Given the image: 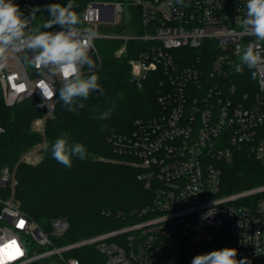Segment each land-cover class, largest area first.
<instances>
[{
	"label": "built area",
	"instance_id": "2783aa9c",
	"mask_svg": "<svg viewBox=\"0 0 264 264\" xmlns=\"http://www.w3.org/2000/svg\"><path fill=\"white\" fill-rule=\"evenodd\" d=\"M60 1V0H52ZM62 1V0H61ZM27 18L26 33L58 32L43 28L44 0H14ZM247 0H88L78 25L97 35L89 51L101 64L97 40L118 39L117 55L132 39L148 41L130 60L131 80L142 87L150 73L159 74L160 111L137 118L129 135L113 134L114 150L139 169L150 203L132 211L126 225L74 242H59L70 228L67 217L50 219L43 228L25 213L16 196L17 165L0 168V264H31L54 258L58 264H82L72 255L81 247L100 254L94 264H191L214 250L234 248L236 259L264 264V183L223 193L226 163L244 151L264 167V63L236 71L243 49L255 45L264 59V41L245 31ZM40 8L35 17L32 9ZM121 14L126 20H121ZM100 23H122V34L99 31ZM239 46V50H238ZM13 62L0 70L3 99L12 107L32 95L44 114L32 130L45 134L59 92L45 100L47 83L61 82L30 63L32 53L9 52ZM28 57L29 59H26ZM89 71L87 66L82 69ZM5 131L0 125V134ZM20 162H30L36 147ZM214 235L204 240L205 225Z\"/></svg>",
	"mask_w": 264,
	"mask_h": 264
},
{
	"label": "trees",
	"instance_id": "16d2710c",
	"mask_svg": "<svg viewBox=\"0 0 264 264\" xmlns=\"http://www.w3.org/2000/svg\"><path fill=\"white\" fill-rule=\"evenodd\" d=\"M88 0H71L73 11L80 16ZM44 17L50 19L47 5L69 0H44ZM48 29V28H47ZM148 41L129 40L126 52L117 55L122 45L118 39L105 40L99 47L101 64L92 70L98 76L101 96L90 94L82 100L85 107L79 114L69 112L58 101L54 115L47 120L45 134L32 130L35 118L44 114V105L32 95L9 107L3 99L0 83V168L16 166V196L22 210L48 229L50 219L67 217L70 228L59 242H74L126 225L133 219L132 211L150 203L152 196L138 178L139 169L126 162L127 157L114 150L113 134L129 135L137 118H147L160 111L159 79L150 73L142 87L131 80L130 60L144 50ZM92 74L86 71L85 76ZM111 110L108 119H98ZM68 134L72 143L86 146L84 160L73 157L72 166L58 163L52 156L51 145ZM45 140L44 158L37 165L20 162L22 155ZM264 183V167L244 151L226 163L223 171V193ZM72 255L82 264H94L100 254L94 247H81ZM31 264H39L33 262Z\"/></svg>",
	"mask_w": 264,
	"mask_h": 264
},
{
	"label": "clouds",
	"instance_id": "9594fccd",
	"mask_svg": "<svg viewBox=\"0 0 264 264\" xmlns=\"http://www.w3.org/2000/svg\"><path fill=\"white\" fill-rule=\"evenodd\" d=\"M182 3L183 0H177ZM246 18L242 21L245 31L254 35L258 40L264 41V0H247ZM71 0L62 6L59 3L47 5L50 19L43 28H52L60 25L62 30L58 32L39 31L34 34L26 33L27 18L20 11L14 0H0V70L6 66L9 52L20 53L29 51L32 53L30 63L53 77L60 80L61 86L53 90L45 84L42 89L45 100H50L59 92V101L69 112L79 114V110L85 107L82 100H87L94 90L100 92L98 76L92 71L96 69L95 62L90 58L89 51L97 35L93 27L81 29V14L78 16L73 10ZM40 8L32 9L35 17ZM86 20L87 17L83 16ZM255 45H247L240 56V63L236 66L237 72H242L246 66L255 69L264 63ZM239 50V46H238ZM26 59H29L26 57ZM87 66L92 74L85 76L82 69ZM111 110L101 113L100 120L108 119ZM68 134L57 138L51 145L52 156L60 164L71 167L73 157L84 160L87 155L86 146L82 143H72L67 138ZM237 250L224 248L214 250L207 254L195 256L191 264H249L247 258L236 259Z\"/></svg>",
	"mask_w": 264,
	"mask_h": 264
},
{
	"label": "rangeland",
	"instance_id": "374dc122",
	"mask_svg": "<svg viewBox=\"0 0 264 264\" xmlns=\"http://www.w3.org/2000/svg\"><path fill=\"white\" fill-rule=\"evenodd\" d=\"M121 20L125 21L126 17L125 15L121 14ZM122 23L118 24H105V23H100L99 25V31L104 32V33H109V34H122ZM105 43L104 39H99L97 40V45L99 47H102ZM13 55L7 54V62H13ZM45 142L41 143L36 147V151L33 154V159L30 160V162H25L31 165H37L42 161L44 158V151H43V146ZM214 235V226L208 224L205 225L203 228V231L201 232V237L204 240H207L208 237H212ZM39 264H58L54 258H48L46 260H42L39 262Z\"/></svg>",
	"mask_w": 264,
	"mask_h": 264
},
{
	"label": "water",
	"instance_id": "95a60500",
	"mask_svg": "<svg viewBox=\"0 0 264 264\" xmlns=\"http://www.w3.org/2000/svg\"><path fill=\"white\" fill-rule=\"evenodd\" d=\"M92 94L96 95L97 97H100L102 93H101V91L98 92V91L94 90V92Z\"/></svg>",
	"mask_w": 264,
	"mask_h": 264
}]
</instances>
